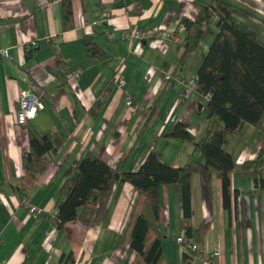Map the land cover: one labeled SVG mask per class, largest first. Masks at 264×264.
Wrapping results in <instances>:
<instances>
[{
	"label": "crops",
	"instance_id": "1",
	"mask_svg": "<svg viewBox=\"0 0 264 264\" xmlns=\"http://www.w3.org/2000/svg\"><path fill=\"white\" fill-rule=\"evenodd\" d=\"M199 1L208 5L211 0ZM229 1L264 42V0ZM72 10L68 20L65 0H0V47L9 49V56L0 52V264H64L69 253L74 264L132 260L128 246L115 245V240L129 224L138 189L126 181L99 219L78 218L58 227L54 217L66 171L88 152L113 166L125 161L128 171L137 170L151 150L169 164H184L199 153L190 141L167 134L183 122L199 139L209 122V95L197 90L183 94L177 78L197 75L218 31L216 16L204 26L197 51L181 62L184 20L197 16L195 0H72ZM135 25L164 27L171 35L123 36ZM90 42L104 51L100 57L92 55ZM62 67L80 70V78L68 83ZM118 70L136 102L150 110L157 99L147 122L146 109L125 101L116 83ZM34 82L43 87L47 106L20 125L19 92ZM29 125L53 133L56 148L49 152L52 164L27 193L38 213L29 210L14 188L25 173L22 157L30 148ZM263 126L264 117L226 140L236 158L229 206L220 178L214 177L210 188L206 177L191 175L192 224L210 223L204 241H192L199 244L194 264H264V189L243 168L246 160L259 156ZM160 196L164 260L183 264L184 243L176 240L186 234L181 183L163 184ZM217 248L220 254L208 259Z\"/></svg>",
	"mask_w": 264,
	"mask_h": 264
},
{
	"label": "trees",
	"instance_id": "2",
	"mask_svg": "<svg viewBox=\"0 0 264 264\" xmlns=\"http://www.w3.org/2000/svg\"><path fill=\"white\" fill-rule=\"evenodd\" d=\"M199 7L195 18L184 20V50L180 61L197 51L205 36L204 26L217 17L218 31L200 63L195 88L209 95L207 103L208 125L199 139H195L183 122H177L167 134L182 138L194 145V154L184 164L165 162L158 151L151 150L137 170L128 171L125 161L113 166L91 154L83 155L73 168L66 171L60 188L61 201L54 219L58 227L78 218L99 219L106 211L112 194L117 197L123 184L131 182L139 191L129 224L115 240V245H127L129 256L126 264H166L161 229V186L180 182L184 194L185 238L203 242L209 229L208 221L194 227L192 224L191 183L193 173L206 177L211 188L213 178L221 179L225 206L230 205L229 189L231 172L236 165L233 151L226 140L229 135L241 133L246 123L259 125L264 117V42L250 25L240 19L237 8L229 0H211L208 5L195 0ZM66 16L72 15V0H65ZM93 56L101 51L90 42ZM157 99L147 114L157 107ZM151 114L147 117L148 121ZM28 124V123H27ZM264 129V126L263 128ZM30 148L23 153L25 173L14 188L27 199L28 191L54 159L49 152L56 149L53 133L29 125ZM264 146L257 159L246 160L243 168L254 176V182L264 189ZM211 191V190H210ZM196 252L184 248L183 264H194ZM69 253L64 264H74Z\"/></svg>",
	"mask_w": 264,
	"mask_h": 264
},
{
	"label": "built area",
	"instance_id": "3",
	"mask_svg": "<svg viewBox=\"0 0 264 264\" xmlns=\"http://www.w3.org/2000/svg\"><path fill=\"white\" fill-rule=\"evenodd\" d=\"M106 14L101 15V19L105 18ZM171 35L169 30L164 27H149L143 28L137 25L129 28L125 32H123V36L129 37L131 40L133 39H146V38H162ZM31 45H36V41H31ZM0 52L9 56V49L7 47H0ZM61 72L65 80L68 83L75 82L81 76V71L78 69L70 70L67 67H62ZM116 83L124 92L125 101L128 104L134 105L136 108L146 109V111H150L143 104H140L134 100V97L127 89V78L122 70H118L116 72ZM171 77V76H168ZM178 84L182 85V92L185 95H190L192 92L196 90L195 82L196 76L184 77L179 76L177 78ZM19 107L16 109V121L20 125H26L28 120L34 117L40 110L46 108V99L43 87L38 83H30L29 85L22 86L18 96ZM264 146V141L263 145ZM261 147V148H262ZM23 203L29 208V210L33 213H38V207L36 205L31 204L28 200H24ZM176 240L180 243H184V248H189L191 251L197 252L199 249V244L196 242L187 241L184 234H180L176 237ZM220 254L219 248L214 249L208 256V259H212L213 257Z\"/></svg>",
	"mask_w": 264,
	"mask_h": 264
},
{
	"label": "rangeland",
	"instance_id": "4",
	"mask_svg": "<svg viewBox=\"0 0 264 264\" xmlns=\"http://www.w3.org/2000/svg\"><path fill=\"white\" fill-rule=\"evenodd\" d=\"M214 20V19H213ZM213 22V21H212Z\"/></svg>",
	"mask_w": 264,
	"mask_h": 264
}]
</instances>
